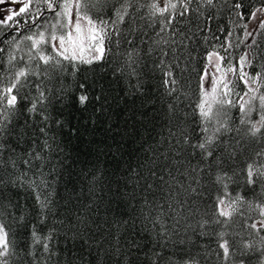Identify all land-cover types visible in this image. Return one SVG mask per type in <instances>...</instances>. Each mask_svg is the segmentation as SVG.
<instances>
[{
    "label": "snow or ice",
    "instance_id": "obj_1",
    "mask_svg": "<svg viewBox=\"0 0 264 264\" xmlns=\"http://www.w3.org/2000/svg\"><path fill=\"white\" fill-rule=\"evenodd\" d=\"M5 4L0 264H264V0ZM114 83L137 133L77 171L67 100L112 132Z\"/></svg>",
    "mask_w": 264,
    "mask_h": 264
},
{
    "label": "trees",
    "instance_id": "obj_2",
    "mask_svg": "<svg viewBox=\"0 0 264 264\" xmlns=\"http://www.w3.org/2000/svg\"><path fill=\"white\" fill-rule=\"evenodd\" d=\"M221 25L227 31L229 25L226 18L221 17ZM239 31V29H237ZM223 39V37H221ZM126 84L114 83L112 85L114 91L111 93L113 97V108L110 113V123L112 124L114 131H107L106 124H98L95 129L89 128L88 131L83 129V120L87 118V112H81L78 108V105L74 97L70 96L67 100L66 107L64 108V119L69 122V127L75 124L80 128L81 135L79 138L76 135H70L68 137L69 143V152H72L74 155H77L80 164L77 168V171L83 169L85 172L94 171L97 165H102L105 169L111 171L114 165L111 163L112 156L107 153L108 145L114 144L116 141H120L122 138L116 135V132L124 130L125 121H129V128L127 131L137 133V129L130 127L131 123H134L130 119V111H124L123 97L126 95ZM193 87L195 84L193 83ZM255 118V116L253 117ZM151 127V125H149ZM139 135L144 139H147L149 136L148 130L144 128L139 129ZM115 137V140L113 139ZM135 141V142H134ZM140 141L136 139V136H124L123 142L119 145L122 149L121 153H118L117 156L123 155L129 157V154H135L136 149L139 147ZM112 152H115V148L112 149ZM83 184V177L78 178ZM86 186V185H85Z\"/></svg>",
    "mask_w": 264,
    "mask_h": 264
},
{
    "label": "rangeland",
    "instance_id": "obj_3",
    "mask_svg": "<svg viewBox=\"0 0 264 264\" xmlns=\"http://www.w3.org/2000/svg\"><path fill=\"white\" fill-rule=\"evenodd\" d=\"M9 7L18 8L19 5H15V4L0 5V8H9ZM253 26H254V23L253 24H249V29H251Z\"/></svg>",
    "mask_w": 264,
    "mask_h": 264
}]
</instances>
